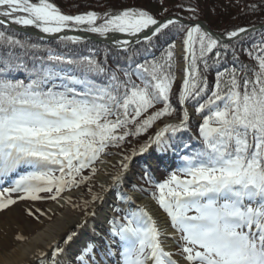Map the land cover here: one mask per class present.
Here are the masks:
<instances>
[{
	"label": "snow or ice",
	"instance_id": "snow-or-ice-1",
	"mask_svg": "<svg viewBox=\"0 0 264 264\" xmlns=\"http://www.w3.org/2000/svg\"><path fill=\"white\" fill-rule=\"evenodd\" d=\"M158 3L67 14L54 0H0V180L12 181L0 212L50 200L96 217L109 194L118 201L96 239L74 250L81 233L66 231L29 264H264V20L215 32L198 5ZM244 9L264 14V0ZM83 34L110 40L123 62L78 52ZM153 154L170 169L163 180ZM145 196L171 232L137 203Z\"/></svg>",
	"mask_w": 264,
	"mask_h": 264
},
{
	"label": "bare ground",
	"instance_id": "bare-ground-1",
	"mask_svg": "<svg viewBox=\"0 0 264 264\" xmlns=\"http://www.w3.org/2000/svg\"><path fill=\"white\" fill-rule=\"evenodd\" d=\"M29 32L32 30L29 29ZM181 47L179 48L178 53L180 54ZM138 145V144H137ZM155 157H151V163L154 168H163L164 172H170V169L165 168L163 164H158V161ZM141 163L135 165V169H140ZM159 170V169H158ZM134 171V170H133ZM157 173V172H156ZM97 181L107 182L108 179L105 178L104 174L101 172L97 177ZM77 194H80L77 193ZM111 195H108V198L105 204L102 206L103 211H99L96 217L89 216L87 219L88 223L83 229H77L76 225L81 221V218H70L66 215L65 212L60 213L59 217L56 218V221L52 223H46V220L39 227L33 229L30 228V232L24 230V227L20 224L19 220L15 218L16 213H10L7 220L4 219L0 223V264H29L32 253L36 250L37 245L47 247L49 241L59 240L63 237L66 231L77 230L81 233L80 241L74 245V250L79 248L84 242L91 241L97 238L98 233H103L108 228V221L112 216V211L109 209L110 205H113L111 200ZM137 203H143L148 206L151 214L157 218L158 224L161 226L162 231L167 228L168 232H171L172 229L167 226V218L162 216L160 211L157 209V206L149 197H146L137 201ZM97 209H100L101 206L97 205ZM59 206L56 204L50 206L51 210L48 216H51L52 213L58 211ZM112 213V214H111ZM48 220L49 217L47 218ZM3 220V219H1ZM44 225V226H42ZM17 234H22L27 237L26 241L18 242L14 239ZM169 245V250L174 251L175 243L172 238L169 237L167 241Z\"/></svg>",
	"mask_w": 264,
	"mask_h": 264
},
{
	"label": "rangeland",
	"instance_id": "rangeland-1",
	"mask_svg": "<svg viewBox=\"0 0 264 264\" xmlns=\"http://www.w3.org/2000/svg\"><path fill=\"white\" fill-rule=\"evenodd\" d=\"M110 0H100L98 2H88L87 0H71V6L74 7V9L71 10H67L69 13L67 14H79L81 12H85L88 10H96L98 12H105V5L104 2H109ZM134 1V0H133ZM141 3V5H144V7L150 9L153 13H159L161 11V6L158 3V0H135V3ZM178 0H164V6L168 7L169 10L173 9V5L175 3H177ZM188 3H193L198 5L199 9H200V17L203 19L204 23L207 24H215V29H219L220 27H223L225 22H227L230 16H232L231 14H233L234 12H237L236 14L238 15L240 13V17L244 18L245 20L248 18L250 19L251 17H254L258 19L261 18L264 14H257V15H253L251 13L248 12L247 14V10L244 9V6L240 7L239 10L237 9V3H233V2H238L239 4V0H210L209 3H205L204 0H187ZM246 2H248V0H246ZM245 2V3H246ZM70 3V2H69ZM241 3V1H240ZM241 5V4H239ZM129 5H124L122 7H127ZM121 7V8H122ZM242 9H244L242 11ZM251 16V17H249ZM241 20V19H240ZM251 20V19H250ZM260 20V19H259ZM261 20H263L261 18ZM236 21V20H234ZM259 25V24H258ZM181 47L180 41L177 40V55H179L178 51L179 48ZM123 62V61H122ZM121 62V63H122ZM181 73L178 71L177 72V76H178V83H179V77H180ZM173 102L175 103V97L173 98ZM189 107V106H188ZM193 108L189 107V111L193 112ZM198 119V117L194 118L193 120ZM163 123V122H161ZM160 125H157V127H159ZM154 131V130H153ZM133 146H137L136 143H133L132 145H130V147ZM129 147V146H128ZM113 151H118L117 149L113 150ZM155 157V155H153ZM107 159L109 161H111V163L115 164L116 161L119 159V157H107ZM103 169V166H100ZM119 167V165L117 164V168ZM109 172L115 171V169H108ZM104 174V171H101ZM100 172V173H101ZM100 173L94 178V185H95V191H101L99 185L100 183L97 181V177L100 175ZM105 178L109 180V177L107 175H105ZM139 176H134V180L136 181H140V178H138ZM157 179L159 178L158 175H156ZM0 190H2L3 188L6 187H10L12 186V181L11 179L5 181V180H0ZM80 194H77L79 193ZM15 195V194H14ZM65 195H69V193H65ZM70 195L73 196V199L76 202H80L81 199H87L88 198V194L86 192V186L82 187L80 189L74 190L72 193H70ZM114 198V197H113ZM113 198L111 197V200H113ZM115 199V198H114ZM113 205H118V201L115 199V201ZM56 203L50 200H43V201H37V202H31V201H20L17 203V205L11 207L9 210L4 211V212H0V223L2 221L7 220L8 216L10 213H16L15 218H17V220H19L20 224L24 227V230H26V233L30 232V228L33 229L35 227H39L41 224H43V222L46 220L45 224L48 223H52L54 221H56V218L59 217L60 213L65 212L66 215L70 218H78L80 217L81 220L86 219L88 217H84V214L82 212L81 209H75L72 208L70 205H65V207L63 208H58V211H56L53 215V213L51 214V219L48 220L47 218L49 217L47 216H41L40 221H37L35 219H33L32 217L28 216L26 214V209L28 207H32L33 209L39 208L44 212H47L49 214V208L50 206L55 205ZM113 205L109 206V209L112 211L113 210ZM91 210V209H90ZM113 213V211H112ZM111 213V214H112ZM113 215V214H112ZM3 219V220H1ZM44 226V225H42ZM176 250V246L174 248V251Z\"/></svg>",
	"mask_w": 264,
	"mask_h": 264
},
{
	"label": "trees",
	"instance_id": "trees-1",
	"mask_svg": "<svg viewBox=\"0 0 264 264\" xmlns=\"http://www.w3.org/2000/svg\"><path fill=\"white\" fill-rule=\"evenodd\" d=\"M88 2H93V0H87ZM100 0H94V2H98ZM205 3H209L210 0H204ZM231 1V0H230ZM241 1V3H240ZM54 2L62 9V11H64L65 13H69L67 10H73L74 7L71 6V0H54ZM70 2V3H69ZM245 2L246 0H239V5L238 2H233V3H237V9L239 10L240 7L244 6L245 5ZM104 5H105V9L106 11L107 10H110V9H118V8H121L122 6L124 5H129V6H141V7H144V5H141V3H138L136 2L135 3V0H110L108 3L107 2H104ZM128 7V6H127ZM171 11V10H170ZM240 11V10H239ZM237 12H234L233 14H231L232 16H230L228 19L227 22H225L224 26L223 27H220L219 29H215V24H207L213 31L215 32H221L225 29H229V28H232L234 26H237V25H244V24H260L261 23V18L264 20V15L258 19L254 17H251L250 19H244V18H241L240 17V13L237 15L236 14ZM248 14V12H247ZM201 20H203L201 17H200ZM241 19V20H240ZM236 20V21H234ZM33 42H36L35 40H33ZM44 43V42H42ZM176 44H177V41H176ZM76 49L78 52L82 53V54H91V53H94L97 58L99 60H104L105 57H107V64L109 65V67H115L116 66V61L119 59L121 62L123 61L124 57H123V54L115 49V48H111L109 46H106V45H100V44H95L93 42H86L85 44L83 45H80V46H76ZM157 54H159L157 52ZM242 59H245L246 62H251L249 61L246 57H243L242 56ZM209 81L211 82L213 80V75L212 74H209V77H208ZM189 107H192L191 105H188ZM159 107V105H158ZM193 125H195L196 121L193 120L192 121ZM154 130V129H153ZM153 130H150L149 132V135L152 134V131ZM147 137L146 136H142L139 138L138 141H134L133 143H136V144H140V143H143V141L146 139ZM138 146V145H137ZM129 148H130V145H129ZM113 150V149H111ZM116 150V149H115ZM175 163L179 164L180 161H175ZM163 168H161L162 170ZM161 174H163L162 176V180L167 178V176L169 175L168 172H163L161 171ZM140 178V177H139ZM142 183V181H141Z\"/></svg>",
	"mask_w": 264,
	"mask_h": 264
},
{
	"label": "water",
	"instance_id": "water-1",
	"mask_svg": "<svg viewBox=\"0 0 264 264\" xmlns=\"http://www.w3.org/2000/svg\"><path fill=\"white\" fill-rule=\"evenodd\" d=\"M83 35H86L88 37L87 41H92V42H95V43H100V44H107L111 47H115L111 42L110 40H104L102 38H99L97 36H94L92 34H83Z\"/></svg>",
	"mask_w": 264,
	"mask_h": 264
}]
</instances>
